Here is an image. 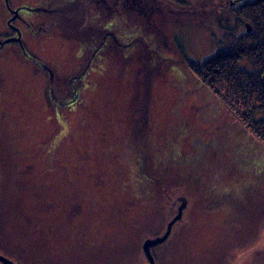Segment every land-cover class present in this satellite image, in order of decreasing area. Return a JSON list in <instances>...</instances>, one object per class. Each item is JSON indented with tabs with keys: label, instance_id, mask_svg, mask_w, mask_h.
I'll list each match as a JSON object with an SVG mask.
<instances>
[{
	"label": "rangeland",
	"instance_id": "374dc122",
	"mask_svg": "<svg viewBox=\"0 0 264 264\" xmlns=\"http://www.w3.org/2000/svg\"><path fill=\"white\" fill-rule=\"evenodd\" d=\"M128 1L107 40L99 2L96 43L35 35L42 21L30 13L28 56L14 45L0 54V255L151 264L144 242L185 204L151 248L155 264H264V146L186 64L217 53L238 0Z\"/></svg>",
	"mask_w": 264,
	"mask_h": 264
},
{
	"label": "trees",
	"instance_id": "16d2710c",
	"mask_svg": "<svg viewBox=\"0 0 264 264\" xmlns=\"http://www.w3.org/2000/svg\"><path fill=\"white\" fill-rule=\"evenodd\" d=\"M123 1L129 4L128 0H68L57 10L34 9L32 13L46 17V21L32 33L38 35L58 30L65 38L96 43L99 19H104L97 16L96 8L102 2L110 13L105 18L104 37L107 40L111 34L115 36L109 25L114 24L116 5ZM229 12L230 18L225 25L221 24L217 53L203 63L187 59L186 64L196 79L264 146V0H238L236 5L229 6ZM241 27L245 28L244 32L240 31ZM98 45L96 53L104 42ZM29 58L53 83L52 69L31 56ZM248 64L254 71L248 69ZM77 79L70 78L68 83L74 87ZM75 92L76 98L78 92Z\"/></svg>",
	"mask_w": 264,
	"mask_h": 264
},
{
	"label": "flooded vegetation",
	"instance_id": "af4514ba",
	"mask_svg": "<svg viewBox=\"0 0 264 264\" xmlns=\"http://www.w3.org/2000/svg\"><path fill=\"white\" fill-rule=\"evenodd\" d=\"M11 2L12 0H1L0 2V54L4 53L11 45H14L28 56L24 38L31 22L28 21L27 16L32 13V10L45 7L42 4L36 7H30L25 3L12 4ZM52 10L57 9L54 8ZM35 17L40 18V21H42L41 24H44L46 21L40 15ZM0 264L3 263L0 261Z\"/></svg>",
	"mask_w": 264,
	"mask_h": 264
},
{
	"label": "water",
	"instance_id": "95a60500",
	"mask_svg": "<svg viewBox=\"0 0 264 264\" xmlns=\"http://www.w3.org/2000/svg\"><path fill=\"white\" fill-rule=\"evenodd\" d=\"M7 42H10V41H7ZM262 79L264 82V73L262 75ZM185 206L186 205L183 204L182 207L179 208L178 215L168 224L167 231L162 237H158L155 239H147L144 242L143 250L147 256V259L149 260V262L151 264H155L154 258H153L152 253H151V248L158 245V244L164 243L170 237L174 224L182 218V213H183ZM0 261L3 264H15L13 261L9 260L8 258H6L2 255H0Z\"/></svg>",
	"mask_w": 264,
	"mask_h": 264
}]
</instances>
